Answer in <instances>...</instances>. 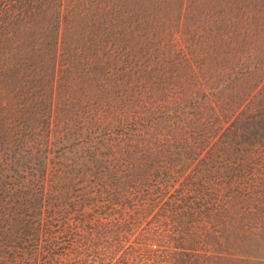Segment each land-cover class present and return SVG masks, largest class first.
Segmentation results:
<instances>
[{
  "label": "trees",
  "instance_id": "obj_1",
  "mask_svg": "<svg viewBox=\"0 0 264 264\" xmlns=\"http://www.w3.org/2000/svg\"><path fill=\"white\" fill-rule=\"evenodd\" d=\"M0 264H264V0H0Z\"/></svg>",
  "mask_w": 264,
  "mask_h": 264
},
{
  "label": "rangeland",
  "instance_id": "obj_2",
  "mask_svg": "<svg viewBox=\"0 0 264 264\" xmlns=\"http://www.w3.org/2000/svg\"><path fill=\"white\" fill-rule=\"evenodd\" d=\"M1 168H9V167H1ZM10 168H13V167H10ZM17 168H22V167H17ZM24 169H25V167H24Z\"/></svg>",
  "mask_w": 264,
  "mask_h": 264
}]
</instances>
